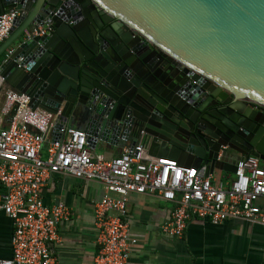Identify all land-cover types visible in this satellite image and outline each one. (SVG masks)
Listing matches in <instances>:
<instances>
[{
  "label": "water",
  "instance_id": "95a60500",
  "mask_svg": "<svg viewBox=\"0 0 264 264\" xmlns=\"http://www.w3.org/2000/svg\"><path fill=\"white\" fill-rule=\"evenodd\" d=\"M11 9L0 94L53 113L54 140L142 142L208 174L264 164V0H0Z\"/></svg>",
  "mask_w": 264,
  "mask_h": 264
},
{
  "label": "built area",
  "instance_id": "2783aa9c",
  "mask_svg": "<svg viewBox=\"0 0 264 264\" xmlns=\"http://www.w3.org/2000/svg\"><path fill=\"white\" fill-rule=\"evenodd\" d=\"M17 9L0 14V45L9 37ZM41 26L33 35L52 31ZM12 50L8 51L10 54ZM7 54V55H8ZM0 105V212L13 223L12 257L0 264H57L52 245L59 225L71 217L63 203L49 206L42 189L57 175L98 181L108 192L95 203L99 252L94 264H130L127 200L130 194H156L174 203L164 235L180 239L192 218L214 225L230 219L258 221L264 227V167L254 156L237 162L226 182L207 167L187 168L169 158L149 156L144 143L126 146L107 159L92 152L81 129L64 127L53 139L55 115L32 109L30 97L6 87ZM45 153V155L43 154Z\"/></svg>",
  "mask_w": 264,
  "mask_h": 264
},
{
  "label": "crops",
  "instance_id": "0c3cea01",
  "mask_svg": "<svg viewBox=\"0 0 264 264\" xmlns=\"http://www.w3.org/2000/svg\"><path fill=\"white\" fill-rule=\"evenodd\" d=\"M2 101L3 93L0 105ZM127 145L121 139L116 144L98 142L92 152L111 159ZM214 176L226 182L232 174L216 171ZM107 193L98 181L68 175L54 176L42 189L47 205L63 203L71 212L70 219L59 225L60 242L52 245L57 264H94L99 244L93 210ZM127 207L130 237L137 241L131 246L130 264H264V227L258 221L230 219L214 225L192 218L184 236L174 239L161 231L171 219L174 203L156 194H130ZM13 231L12 221L0 212V259L12 257Z\"/></svg>",
  "mask_w": 264,
  "mask_h": 264
},
{
  "label": "flooded vegetation",
  "instance_id": "af4514ba",
  "mask_svg": "<svg viewBox=\"0 0 264 264\" xmlns=\"http://www.w3.org/2000/svg\"><path fill=\"white\" fill-rule=\"evenodd\" d=\"M115 21H111L109 24L106 25V27L112 25Z\"/></svg>",
  "mask_w": 264,
  "mask_h": 264
}]
</instances>
